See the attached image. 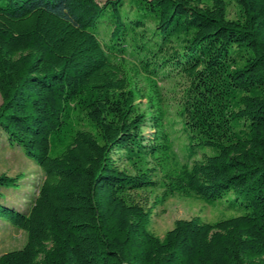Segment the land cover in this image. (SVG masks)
Listing matches in <instances>:
<instances>
[{"label":"trees","instance_id":"obj_1","mask_svg":"<svg viewBox=\"0 0 264 264\" xmlns=\"http://www.w3.org/2000/svg\"><path fill=\"white\" fill-rule=\"evenodd\" d=\"M234 1L236 20L227 0H0V135L45 175L29 212L5 202L18 178L0 175V221L27 235L0 264H264V0ZM168 79L187 81L191 164L165 180L163 200L232 193L245 212L178 219L160 238L138 195L158 184L155 150H170ZM204 148L214 153L194 159Z\"/></svg>","mask_w":264,"mask_h":264},{"label":"rangeland","instance_id":"obj_2","mask_svg":"<svg viewBox=\"0 0 264 264\" xmlns=\"http://www.w3.org/2000/svg\"><path fill=\"white\" fill-rule=\"evenodd\" d=\"M97 2L102 5L106 0H97ZM227 2L229 3V18L238 19L242 14L241 8L234 0H227ZM100 33L103 40L108 39L109 32L105 26H101ZM127 69L133 81L136 82V87L147 89L148 84L144 79L135 77L133 66L130 63L127 64ZM187 87L185 79H168L159 83L162 94L160 99L163 101L160 108L164 112L162 129L163 134H166L170 150H155L148 167L154 170L153 180L158 184L155 188L138 195L144 211L149 213L147 221L149 229L160 238H163L173 228L178 219H191L199 216L203 222L215 223L245 212L243 206L234 200L235 195L232 193L215 202L181 193L167 195V198L163 200L167 187L165 180H168L169 176H178L184 165L191 164V161L188 162L190 151L187 147V134L182 131L181 118L178 115ZM136 98L135 105L142 111L146 110L147 115L151 114L154 107L150 106L147 98L139 95ZM2 104L3 98L0 92V107ZM74 117L77 120V118H82V115L75 112ZM154 131L155 129L151 126L144 128L149 139L154 137ZM205 153L213 154L214 152L210 148L199 149L194 153L193 158L198 159ZM120 164L133 172L125 162ZM3 174L18 178L17 186L2 189L5 202L22 212H29L45 175L35 161L24 155L21 148L8 144L5 136L0 135V175ZM26 242L27 235L23 230L12 226L9 222L0 221V257L7 252L23 248Z\"/></svg>","mask_w":264,"mask_h":264}]
</instances>
